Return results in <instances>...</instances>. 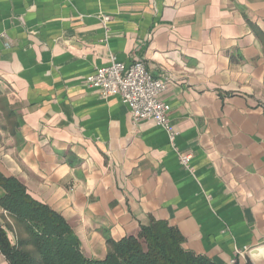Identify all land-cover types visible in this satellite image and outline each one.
Returning a JSON list of instances; mask_svg holds the SVG:
<instances>
[{
  "label": "crops",
  "instance_id": "1",
  "mask_svg": "<svg viewBox=\"0 0 264 264\" xmlns=\"http://www.w3.org/2000/svg\"><path fill=\"white\" fill-rule=\"evenodd\" d=\"M257 32L264 0H0V172L61 214L87 258L153 218L217 264H264ZM110 55L170 76L161 99L189 167L164 130L87 85Z\"/></svg>",
  "mask_w": 264,
  "mask_h": 264
},
{
  "label": "trees",
  "instance_id": "2",
  "mask_svg": "<svg viewBox=\"0 0 264 264\" xmlns=\"http://www.w3.org/2000/svg\"><path fill=\"white\" fill-rule=\"evenodd\" d=\"M264 47V35L256 33ZM0 252L9 264H217L183 247L184 237L164 220L150 218L135 234L115 241L106 238L103 259L83 255L80 242L66 219L34 199L16 177L0 172ZM6 230H10L12 242ZM252 264L246 260L243 263Z\"/></svg>",
  "mask_w": 264,
  "mask_h": 264
},
{
  "label": "built area",
  "instance_id": "3",
  "mask_svg": "<svg viewBox=\"0 0 264 264\" xmlns=\"http://www.w3.org/2000/svg\"><path fill=\"white\" fill-rule=\"evenodd\" d=\"M103 20L108 22L109 16L105 15ZM86 83L100 98L118 96L128 107L134 120H150L164 130L179 163L189 167L191 155L180 152L175 145L177 132L168 116L170 105L161 99L162 93L170 83L168 74L163 73L159 77H154L143 61L134 60L125 64L110 55L109 62L95 68L86 78ZM235 261L232 259L230 264H234Z\"/></svg>",
  "mask_w": 264,
  "mask_h": 264
},
{
  "label": "rangeland",
  "instance_id": "4",
  "mask_svg": "<svg viewBox=\"0 0 264 264\" xmlns=\"http://www.w3.org/2000/svg\"><path fill=\"white\" fill-rule=\"evenodd\" d=\"M8 235H9L10 240L12 242H15L14 235H13V233L10 230H8Z\"/></svg>",
  "mask_w": 264,
  "mask_h": 264
}]
</instances>
